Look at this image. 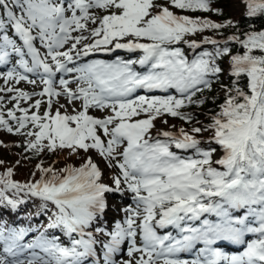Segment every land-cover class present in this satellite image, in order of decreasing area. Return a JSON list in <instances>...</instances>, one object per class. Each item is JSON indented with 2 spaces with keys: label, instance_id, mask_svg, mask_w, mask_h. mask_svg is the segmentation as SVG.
I'll return each instance as SVG.
<instances>
[{
  "label": "snow or ice",
  "instance_id": "1",
  "mask_svg": "<svg viewBox=\"0 0 264 264\" xmlns=\"http://www.w3.org/2000/svg\"><path fill=\"white\" fill-rule=\"evenodd\" d=\"M257 17L264 0H0V130L15 166L39 161L20 182L0 160V264H264Z\"/></svg>",
  "mask_w": 264,
  "mask_h": 264
},
{
  "label": "trees",
  "instance_id": "2",
  "mask_svg": "<svg viewBox=\"0 0 264 264\" xmlns=\"http://www.w3.org/2000/svg\"><path fill=\"white\" fill-rule=\"evenodd\" d=\"M219 2L220 3H230V0H219ZM230 10H231V7L225 8V15L232 16L233 18L238 20L240 18V13L232 15L230 13ZM208 15H210V18L214 20L221 19L220 17H217L212 14H208ZM245 21H246L245 23L241 24L242 29L246 28L249 24H251L252 27L257 28V29H259L262 25H264V17L245 18ZM205 34L211 35L212 33L209 32ZM236 48H239V45H236ZM208 107H211V105H209ZM4 109L6 108L3 107L2 110L4 111ZM198 118L201 120L205 119V117L203 116H200ZM171 121H175V120H171ZM176 122L179 124V121H176ZM22 139L23 138L21 136H18L15 134H9L4 130H0V142H3V145H5V146H0V158L1 160L6 162L5 167H14L13 178L20 182H24L26 180L32 179L31 172L34 171L35 164L39 162L36 159H32L31 161L22 160L19 166H15V162L18 159H21V153L23 152L22 148H18L15 145ZM81 155H83V153H81ZM41 159L43 160L45 165L55 164L56 167H63L65 162L75 163L77 166L80 163L79 157L75 158L74 160H68L67 153H63V154L57 153L56 155L49 154L47 156H42ZM58 160L60 162L56 163ZM2 171H3V168H0V172ZM109 180H110V177H109ZM110 203H112L111 200H110ZM112 211L113 210H110L107 213L106 227L109 230L114 227L116 220H121L122 218V214L114 215ZM250 238H255V237L251 236Z\"/></svg>",
  "mask_w": 264,
  "mask_h": 264
},
{
  "label": "rangeland",
  "instance_id": "3",
  "mask_svg": "<svg viewBox=\"0 0 264 264\" xmlns=\"http://www.w3.org/2000/svg\"><path fill=\"white\" fill-rule=\"evenodd\" d=\"M230 13L233 15V14H239L240 12L239 11H234L231 8ZM95 58L107 59L109 57L107 55H105V54H97V56ZM2 83H3V81L0 80V84H2ZM19 87L21 89H23V90L30 91V92L33 90L32 85L28 84L27 82H23V83L19 84ZM37 91H39V89H37ZM0 95H12V94L0 93ZM21 103H22V106H27V104H28L27 101H22ZM4 107L6 108V109H4V111L6 113V110L8 108H12L13 107V102H11L9 100H5L4 101ZM17 115H19V113H17ZM170 123L178 124L176 121H171V120H170ZM90 155H92L95 159H99V157L96 156V153L95 152H91ZM0 160H1V158H0ZM101 166H103V164H101ZM109 177H111V172L108 171V170H105V176H104L105 182H108L109 181ZM118 203H119L118 201H112L111 204L115 205V204H118ZM126 204H132V201H131L130 198L126 201ZM119 206H120L121 209H123L125 207V204H120ZM112 212L114 213V215L122 214L121 221L124 219V215L125 214H124L123 211H119V212L112 211ZM126 245H123V247H122V249H123L122 255H118V259H127L128 258L127 257V246Z\"/></svg>",
  "mask_w": 264,
  "mask_h": 264
},
{
  "label": "bare ground",
  "instance_id": "4",
  "mask_svg": "<svg viewBox=\"0 0 264 264\" xmlns=\"http://www.w3.org/2000/svg\"><path fill=\"white\" fill-rule=\"evenodd\" d=\"M251 237V236H250ZM123 247V246H122ZM224 249L226 251H229V252H237V251H240L242 250V248L240 246H236V245H231L227 242H225V244L223 245Z\"/></svg>",
  "mask_w": 264,
  "mask_h": 264
}]
</instances>
